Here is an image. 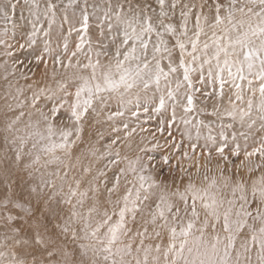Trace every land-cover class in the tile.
Segmentation results:
<instances>
[{"label":"snow or ice","instance_id":"1","mask_svg":"<svg viewBox=\"0 0 264 264\" xmlns=\"http://www.w3.org/2000/svg\"><path fill=\"white\" fill-rule=\"evenodd\" d=\"M0 264H264V0H0Z\"/></svg>","mask_w":264,"mask_h":264}]
</instances>
